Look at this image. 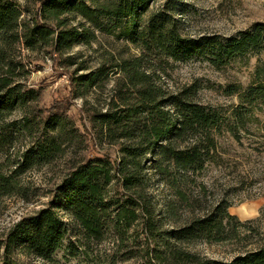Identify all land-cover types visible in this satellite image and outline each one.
<instances>
[{"label": "rangeland", "instance_id": "374dc122", "mask_svg": "<svg viewBox=\"0 0 264 264\" xmlns=\"http://www.w3.org/2000/svg\"><path fill=\"white\" fill-rule=\"evenodd\" d=\"M23 11V23L31 30L39 16L38 0H18ZM167 0H158L151 11L163 8ZM175 19L181 26V36L199 39L220 36L228 40L240 32L264 23V0H178ZM66 19V17L62 18ZM42 21L62 30L79 29L81 20L70 18L65 27L48 18ZM95 36L89 44L80 43L68 49L58 47L56 35L46 42L26 41L28 34L20 31L21 40L5 44L0 36V75L10 72L13 86L30 92L28 109L18 110L9 120L22 121L33 117L41 124L56 114L68 125L65 134L50 133L62 142V152L48 165L28 171L19 178V190L12 196L0 197V242L11 229L26 217L50 207L56 190L64 178L76 167L98 159L118 161L121 148L127 143L121 132H108L101 116L118 111L125 102L136 103V91L120 71L122 63L140 67L146 75L149 88L160 99L195 89L196 101L204 107L217 110L227 117L239 105L237 94L249 88L258 67L264 69V52L253 53L224 69H215L206 61L190 59L175 62L154 57L137 45L102 34L89 27ZM54 39V41H53ZM4 69V70H3ZM97 76L93 86L78 82L82 76ZM143 86H139L142 89ZM258 121L234 137L224 133L216 137L214 158L196 175H188L186 183L178 185L162 178L152 170L153 157L145 165L149 178L148 201L158 233L167 235L182 229L193 219L205 217L217 205L226 202L229 213L242 223L250 222L248 229L234 239L223 243L204 240L177 243L191 254L217 262H231L235 257L264 246V110ZM40 133H34V137ZM17 141L0 154V169L11 173L21 155L31 146L29 136L18 135ZM122 193L126 194V192ZM120 193L122 196L123 194ZM60 216L70 227V236L52 263L16 252L20 264H142L146 251L156 244L144 225L135 226L123 241L110 235L106 241H86L77 225L64 213ZM148 243V244H147ZM150 247V248H149Z\"/></svg>", "mask_w": 264, "mask_h": 264}, {"label": "trees", "instance_id": "16d2710c", "mask_svg": "<svg viewBox=\"0 0 264 264\" xmlns=\"http://www.w3.org/2000/svg\"><path fill=\"white\" fill-rule=\"evenodd\" d=\"M157 1L38 0L41 19L36 18L30 30L23 23L19 1L0 0V36L5 44H14L21 40L20 31L24 28L28 43L46 42L56 35L55 45L68 49L75 44H89L95 38L89 29L92 27L137 45L154 57L175 62L202 60L218 70L250 54L264 52V23H257L228 40L220 36L187 39L181 36L182 29L174 15L178 0H167L163 8L151 11ZM43 18L54 20L58 27H65L70 18L81 20L82 31L75 28L57 33ZM139 70L137 62L125 61L120 65L130 86L137 89L136 103L125 102L123 107H116L118 111L101 116L108 132H121L122 139L127 141L121 148L122 157L116 162L104 158L74 168L57 188L50 207L21 220L0 242V264H20L13 257L16 252L52 263L70 236V227L60 213L77 225L86 241L97 243L106 241L110 235L125 241L135 226L144 225L156 246L146 251L147 259L142 264H264V246L229 263L203 259L178 248L181 241L227 242L248 229L250 222L242 223L232 216L231 206L226 202L182 229L166 236L158 233L148 201L145 165L147 158L153 157L152 170L174 185L186 183L190 174L201 173L214 158L217 136L230 133L236 137L259 120L258 114L264 110V69L257 68L246 90H232L240 103L231 117L199 104L195 89L160 99L161 96L145 88L149 86L145 79L148 76L140 75ZM96 80L94 75L82 76L78 82L90 87ZM139 86L143 88L138 90ZM30 100V92L13 86L10 72L0 75V154H6L18 135L33 140L13 172L7 174L0 169V197L15 194L21 176L51 164L62 152L58 135L50 133L59 130L65 134L68 122L63 117L56 114L48 117L42 129L29 116L8 123L19 109L27 111ZM36 132L40 134L34 137Z\"/></svg>", "mask_w": 264, "mask_h": 264}]
</instances>
